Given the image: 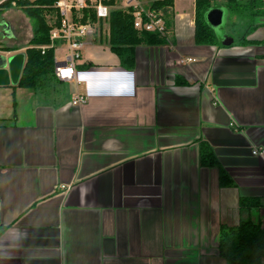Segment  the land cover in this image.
Returning <instances> with one entry per match:
<instances>
[{
  "label": "crops",
  "instance_id": "obj_1",
  "mask_svg": "<svg viewBox=\"0 0 264 264\" xmlns=\"http://www.w3.org/2000/svg\"><path fill=\"white\" fill-rule=\"evenodd\" d=\"M172 11L132 69L98 38L73 80L0 86V264H228L221 225L261 216L240 198L264 204V16L198 45L195 0ZM205 144L233 186L201 164Z\"/></svg>",
  "mask_w": 264,
  "mask_h": 264
},
{
  "label": "trees",
  "instance_id": "obj_2",
  "mask_svg": "<svg viewBox=\"0 0 264 264\" xmlns=\"http://www.w3.org/2000/svg\"><path fill=\"white\" fill-rule=\"evenodd\" d=\"M46 2V0H41L35 5L25 3L19 8L33 21V32L25 49V65L16 86L42 92L61 81L55 75L54 49L49 47L43 50L41 48L49 44L50 24L45 17ZM145 4L149 8L158 10L164 20L165 32L136 29L130 10L112 9L105 20H98L95 15H92L93 22L95 21L98 25V33L102 31L105 23L109 24L110 34L105 42L118 56L121 66L126 69L134 68L135 51L139 45L165 43L173 24L174 0H147ZM215 6L225 7L228 16L233 20L232 23L243 21L248 23L249 27L253 26L256 17L264 16V0H195V22L197 24L195 43L198 45H220L217 33L206 19L207 11ZM4 7L8 8L10 5H1L0 12ZM241 38L243 37H240V40ZM1 43L0 48L3 50L17 49L12 46H2ZM201 164L218 166L220 185L233 186L232 177L219 164L214 151L207 144L201 147ZM240 207L243 210L259 208L262 214L258 218L241 219L236 225H221L217 243L218 254L228 264H264V204L260 197H242Z\"/></svg>",
  "mask_w": 264,
  "mask_h": 264
},
{
  "label": "built area",
  "instance_id": "obj_3",
  "mask_svg": "<svg viewBox=\"0 0 264 264\" xmlns=\"http://www.w3.org/2000/svg\"><path fill=\"white\" fill-rule=\"evenodd\" d=\"M41 0H0V6L9 4L10 8H21L25 3L38 4ZM45 7L52 9L49 44L42 46L54 49L55 75L60 80H73L77 77V64L86 44L98 39V20H105L112 9L130 10L134 27L138 30L165 32L164 20L158 10L146 6L145 0H46ZM62 55L57 56V52ZM186 61H194L192 58ZM184 60V61H185ZM86 97L78 95L73 103H84ZM252 154L264 161V148L252 149ZM58 189L68 191L70 186L60 185Z\"/></svg>",
  "mask_w": 264,
  "mask_h": 264
},
{
  "label": "rangeland",
  "instance_id": "obj_4",
  "mask_svg": "<svg viewBox=\"0 0 264 264\" xmlns=\"http://www.w3.org/2000/svg\"><path fill=\"white\" fill-rule=\"evenodd\" d=\"M147 0H145L146 2ZM46 9L45 17L50 23V16L52 14L51 11ZM232 19L228 17L226 18L222 27L218 30L221 36L228 32H232L233 34L237 33H243L245 31V28L249 25L248 23L244 24L241 23V21H237L232 23ZM6 22L9 24L11 33L13 35L12 38L7 39L3 37L2 34V28L3 26L0 24V42L1 45L5 46H12L17 48L16 50H19L18 52L25 53V49L27 48L28 41L32 35L33 32V21L26 16V14L19 8H10V7H4L2 8V11L0 12V23ZM110 34V27L108 23H105L102 27V31L98 33V38H101L102 41L105 43V39L108 38ZM102 35V36H100ZM1 52L9 53L11 50H3L0 48ZM14 51V50H12ZM57 56L62 55V53L59 51L56 53ZM254 218H258V211H256L255 214H253Z\"/></svg>",
  "mask_w": 264,
  "mask_h": 264
},
{
  "label": "water",
  "instance_id": "obj_5",
  "mask_svg": "<svg viewBox=\"0 0 264 264\" xmlns=\"http://www.w3.org/2000/svg\"><path fill=\"white\" fill-rule=\"evenodd\" d=\"M228 12L223 6H215L209 9L206 13L207 22L217 33L220 45L229 46L235 42V38L232 35L224 34L220 35L218 30L222 27ZM2 28V34L6 38H12L9 24L6 22L0 23ZM25 53H0V86L16 85L19 82L22 70L25 65Z\"/></svg>",
  "mask_w": 264,
  "mask_h": 264
}]
</instances>
